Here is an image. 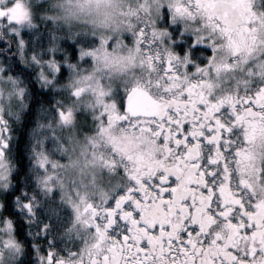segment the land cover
<instances>
[{
  "label": "snow or ice",
  "instance_id": "obj_1",
  "mask_svg": "<svg viewBox=\"0 0 264 264\" xmlns=\"http://www.w3.org/2000/svg\"><path fill=\"white\" fill-rule=\"evenodd\" d=\"M0 264H264V0H0Z\"/></svg>",
  "mask_w": 264,
  "mask_h": 264
},
{
  "label": "rangeland",
  "instance_id": "obj_2",
  "mask_svg": "<svg viewBox=\"0 0 264 264\" xmlns=\"http://www.w3.org/2000/svg\"><path fill=\"white\" fill-rule=\"evenodd\" d=\"M129 143H130V141H129Z\"/></svg>",
  "mask_w": 264,
  "mask_h": 264
},
{
  "label": "flooded vegetation",
  "instance_id": "obj_3",
  "mask_svg": "<svg viewBox=\"0 0 264 264\" xmlns=\"http://www.w3.org/2000/svg\"><path fill=\"white\" fill-rule=\"evenodd\" d=\"M131 143V142H130Z\"/></svg>",
  "mask_w": 264,
  "mask_h": 264
}]
</instances>
